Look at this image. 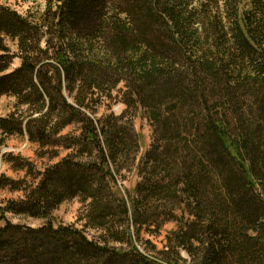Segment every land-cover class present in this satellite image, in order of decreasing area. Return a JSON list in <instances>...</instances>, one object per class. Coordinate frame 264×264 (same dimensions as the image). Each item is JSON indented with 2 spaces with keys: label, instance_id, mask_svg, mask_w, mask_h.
<instances>
[{
  "label": "trees",
  "instance_id": "obj_1",
  "mask_svg": "<svg viewBox=\"0 0 264 264\" xmlns=\"http://www.w3.org/2000/svg\"><path fill=\"white\" fill-rule=\"evenodd\" d=\"M0 48V97L14 100L0 117V153L12 135L46 146L73 120L83 123L78 144L101 159L97 171L64 160L0 212L27 203L47 215L78 191L90 197L84 228L105 232L100 245L75 227L5 223L0 264H264V0H44L33 19L0 5ZM125 89L156 141L131 208L97 181L112 180L133 143L117 119L94 116ZM167 222L156 257L133 246L130 223L140 232Z\"/></svg>",
  "mask_w": 264,
  "mask_h": 264
},
{
  "label": "rangeland",
  "instance_id": "obj_2",
  "mask_svg": "<svg viewBox=\"0 0 264 264\" xmlns=\"http://www.w3.org/2000/svg\"><path fill=\"white\" fill-rule=\"evenodd\" d=\"M0 5L33 19L43 11L44 0H0ZM4 40L1 42L3 45L9 43L6 37H4ZM0 53H2L1 48ZM19 66L20 59L15 58L12 69ZM123 85L119 89L123 88ZM126 90L116 91L114 95L118 94L120 98L118 100L114 99L113 102L111 100L104 101L94 116L96 120L108 116L117 119L118 126L126 129L132 138V146L128 152H125L119 167H115L112 163L111 170L114 173L112 180L104 179L103 176H100L97 180H104L105 195L111 197L112 191L115 189L121 193V196L124 197L131 208L132 200L136 197V188L142 181L141 174L138 173V166L141 163L143 165L148 162L145 153L156 144V141L153 127L144 114L138 109L129 108L124 104ZM13 103L14 100L8 96L0 97V117H6L12 111ZM147 116L148 114H146ZM68 119L70 120V118ZM82 127V122L72 120L63 129L61 137L56 138L54 136L53 142L46 146L29 140L26 134L21 137L12 135L0 153V208L6 209L11 204L25 202L27 196L47 178L46 171L54 168L64 160H69L72 164L91 165L92 168H95L93 170L97 171L101 163L98 150L92 145L84 148L78 144L77 137L80 135ZM72 132H75V134L69 136L68 134ZM97 185L99 184L97 183ZM62 193V202L52 207L47 215H34L33 210L25 209L30 207L27 203L21 204V213L13 211L0 212V227H3L5 223L31 230H40L46 227L56 231L60 227H75L83 231L82 235L88 241L99 240L100 245H104V242L99 239L105 235L103 230L97 228L98 226L84 228V224L90 219L87 216L86 208L90 202V197L78 191L72 196ZM112 222L115 224L113 225L116 231L122 232V229L125 228L118 217L112 219ZM174 227L175 225L172 222H167L160 229H156L155 226L148 229L145 226L138 232V227L134 223H130L129 231L133 235V246H137L145 255L156 257L158 251L165 249L168 232ZM42 240L46 242V239ZM108 248L129 253L132 250V245L130 242L111 241ZM182 254L183 257L188 258L185 252H182Z\"/></svg>",
  "mask_w": 264,
  "mask_h": 264
}]
</instances>
